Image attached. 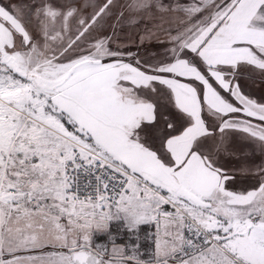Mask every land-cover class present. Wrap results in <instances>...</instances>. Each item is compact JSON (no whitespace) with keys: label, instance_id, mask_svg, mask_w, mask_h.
I'll return each mask as SVG.
<instances>
[{"label":"snow or ice","instance_id":"6c2138e0","mask_svg":"<svg viewBox=\"0 0 264 264\" xmlns=\"http://www.w3.org/2000/svg\"><path fill=\"white\" fill-rule=\"evenodd\" d=\"M0 264H264V0H0Z\"/></svg>","mask_w":264,"mask_h":264}]
</instances>
